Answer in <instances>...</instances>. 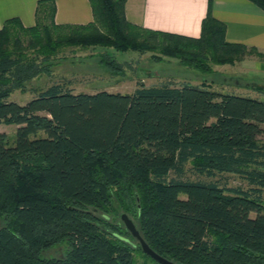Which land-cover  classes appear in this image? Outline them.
Instances as JSON below:
<instances>
[{"label":"trees","instance_id":"16d2710c","mask_svg":"<svg viewBox=\"0 0 264 264\" xmlns=\"http://www.w3.org/2000/svg\"><path fill=\"white\" fill-rule=\"evenodd\" d=\"M125 1L89 0L92 21L59 24L54 0H38L34 25L11 17L0 28V124L16 125L12 144L0 132V264H145L136 251L160 264L130 241L120 212L178 264H264V100L189 82L76 92L69 80L10 99L65 47L149 52L204 73L264 59L225 39L211 0L198 37L134 24ZM97 57L123 74L111 53Z\"/></svg>","mask_w":264,"mask_h":264},{"label":"rangeland","instance_id":"374dc122","mask_svg":"<svg viewBox=\"0 0 264 264\" xmlns=\"http://www.w3.org/2000/svg\"><path fill=\"white\" fill-rule=\"evenodd\" d=\"M104 51L111 53L118 62L123 63V74H111L98 62L97 54ZM59 57L53 61L50 72L41 74L28 81L25 83L24 89H15L10 99L24 104L32 98L33 93L47 87L52 82L69 80L71 83L70 87L76 92H95L101 89L110 92H132L140 83L149 86L164 82L173 84L189 82L192 84L203 83L224 93H235L245 96L254 95L264 100V94L254 90L256 87L264 88L262 77L247 74L245 70L235 65L236 63L232 65L237 67H218L217 70L213 69L216 66L213 65L211 72L204 73L187 67L174 58L164 57L158 61L153 59L149 52L140 54L134 51L121 52L114 51L111 48L100 47H65L59 52ZM15 130L16 125L14 124H0V132L5 134L8 144L13 143ZM260 140L264 143V135H260ZM217 179L220 182H226L227 186L245 185L234 174H224L218 176ZM130 218L133 220L132 217ZM128 238L134 245L138 243L134 237L129 236ZM60 251L61 248L56 247L45 250L42 254L45 257L56 256ZM134 258L138 263L146 264L149 262V259L140 251H136Z\"/></svg>","mask_w":264,"mask_h":264},{"label":"crops","instance_id":"0c3cea01","mask_svg":"<svg viewBox=\"0 0 264 264\" xmlns=\"http://www.w3.org/2000/svg\"><path fill=\"white\" fill-rule=\"evenodd\" d=\"M38 0H0V28L17 17L24 26L35 24ZM54 21L59 24H86L92 21L89 0H54ZM208 0H126V19L134 24L191 37L200 34ZM212 15L225 24V39L254 46L264 52V11L250 0H211ZM235 65L247 74L264 80V59L248 57ZM235 65L214 66L233 68ZM254 96V95H253Z\"/></svg>","mask_w":264,"mask_h":264},{"label":"water","instance_id":"95a60500","mask_svg":"<svg viewBox=\"0 0 264 264\" xmlns=\"http://www.w3.org/2000/svg\"><path fill=\"white\" fill-rule=\"evenodd\" d=\"M126 230L131 234L132 237H134L142 250V252L150 257L152 260L160 263V264H178L172 260H169L160 254H158L156 251H154L143 239V237L140 235L138 229L136 228L133 220L126 214L122 213L120 216Z\"/></svg>","mask_w":264,"mask_h":264}]
</instances>
